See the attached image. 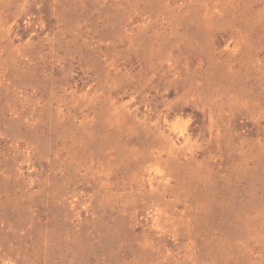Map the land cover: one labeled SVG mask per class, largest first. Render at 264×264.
<instances>
[{
	"label": "rangeland",
	"instance_id": "obj_1",
	"mask_svg": "<svg viewBox=\"0 0 264 264\" xmlns=\"http://www.w3.org/2000/svg\"><path fill=\"white\" fill-rule=\"evenodd\" d=\"M0 264H264V0H0Z\"/></svg>",
	"mask_w": 264,
	"mask_h": 264
}]
</instances>
